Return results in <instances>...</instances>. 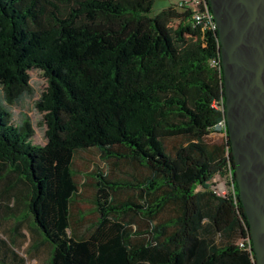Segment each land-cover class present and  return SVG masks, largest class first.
I'll return each instance as SVG.
<instances>
[{"label":"trees","instance_id":"1","mask_svg":"<svg viewBox=\"0 0 264 264\" xmlns=\"http://www.w3.org/2000/svg\"><path fill=\"white\" fill-rule=\"evenodd\" d=\"M153 1L0 0V176L44 264H257L229 131L209 140L225 119L218 30L178 5L151 17ZM31 71L47 82L43 145L13 115L35 97ZM91 151L103 165L81 181ZM229 171L235 198L212 190Z\"/></svg>","mask_w":264,"mask_h":264},{"label":"water","instance_id":"2","mask_svg":"<svg viewBox=\"0 0 264 264\" xmlns=\"http://www.w3.org/2000/svg\"><path fill=\"white\" fill-rule=\"evenodd\" d=\"M217 23L225 118L257 264H264V0H207Z\"/></svg>","mask_w":264,"mask_h":264},{"label":"rangeland","instance_id":"3","mask_svg":"<svg viewBox=\"0 0 264 264\" xmlns=\"http://www.w3.org/2000/svg\"><path fill=\"white\" fill-rule=\"evenodd\" d=\"M177 4L178 0H154L152 12L149 15L154 17L164 9L169 8L171 5ZM30 74L35 97L28 99L23 104V107L14 108L13 115L14 118L19 121L20 113L27 114L34 125V144L43 145L45 143V126L43 124V117L41 114L36 112L34 104L41 93L45 90L47 82L38 71H31ZM209 140L224 143L225 136L220 133H214L209 136ZM99 164L101 166L103 165L95 151L81 153L78 155L75 159V166L79 171V173H77V175H79V180L83 181V176H86V174L92 170L94 165ZM122 168L124 171L130 170L125 166H122ZM9 175H11V173L8 170L6 174L4 173L0 176V189L5 183H7ZM89 177L94 178V176ZM214 181L224 182L225 178L218 176L214 179ZM83 194L86 197H90L92 195V191L89 188H84ZM81 207L84 211L90 209V206L86 203H84ZM73 212L75 213L74 208ZM87 218L90 219L92 216L88 215ZM31 227L34 228L35 225L33 221L30 220V214L27 207L22 204L20 206L17 205L16 198L13 193H10L9 197H7L5 201H0V264H44L46 262L49 257L50 249L47 246H44L45 242H43V240L35 245V238H33ZM19 232L21 234H18ZM3 240L16 252V257H14L11 252L6 251L1 244V241Z\"/></svg>","mask_w":264,"mask_h":264},{"label":"built area","instance_id":"4","mask_svg":"<svg viewBox=\"0 0 264 264\" xmlns=\"http://www.w3.org/2000/svg\"><path fill=\"white\" fill-rule=\"evenodd\" d=\"M180 8L189 10L191 12L192 20L202 26L203 30H218L217 23L213 16L212 11L209 9V4L207 0H178L177 4ZM218 63L213 62L212 66H216ZM215 108L218 106L215 104ZM225 111V107L223 108ZM228 131V126L226 118L219 122L215 127V133H220L226 136ZM224 182H216L212 186V190L215 194L221 197L233 196L235 198L236 188L233 171L224 177Z\"/></svg>","mask_w":264,"mask_h":264},{"label":"crops","instance_id":"5","mask_svg":"<svg viewBox=\"0 0 264 264\" xmlns=\"http://www.w3.org/2000/svg\"><path fill=\"white\" fill-rule=\"evenodd\" d=\"M14 175V178H16L17 176L15 175V174H13ZM13 177V176H12ZM5 184H4V186L3 187H1V189H0V201L2 202V200H6L7 199V195H6V192H5ZM25 191V185L23 184V183H20V185H19V190H18V192H24ZM77 204L75 205V206H83V204H84V202H82V200L81 199H79L77 202H76ZM23 205V204H22ZM37 238L39 239V242H42L41 240V238H40V236L37 234Z\"/></svg>","mask_w":264,"mask_h":264}]
</instances>
